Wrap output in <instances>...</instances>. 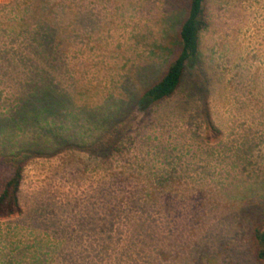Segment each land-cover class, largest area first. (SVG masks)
I'll use <instances>...</instances> for the list:
<instances>
[{"label": "rangeland", "instance_id": "1", "mask_svg": "<svg viewBox=\"0 0 264 264\" xmlns=\"http://www.w3.org/2000/svg\"><path fill=\"white\" fill-rule=\"evenodd\" d=\"M187 1L0 0V152L44 150L0 218V264H264L247 203L264 196V0H208L177 93L107 118L166 68ZM33 82L69 109L25 122Z\"/></svg>", "mask_w": 264, "mask_h": 264}, {"label": "trees", "instance_id": "2", "mask_svg": "<svg viewBox=\"0 0 264 264\" xmlns=\"http://www.w3.org/2000/svg\"><path fill=\"white\" fill-rule=\"evenodd\" d=\"M208 0H188L186 7L181 9L177 19V32L173 39V57L166 68L159 74L149 77L147 82L140 85L137 93H133L128 103L121 104L116 113L108 116L115 117L116 120L128 116L134 108L139 105L149 107V105L159 104L171 99L181 88L187 67L190 63H196L201 57V35L208 29L209 21L206 13ZM180 17V18H179ZM48 39L51 36L47 37ZM172 43V42H171ZM69 100L56 92L51 84L40 85L33 82L28 96L24 99L25 107L19 114L25 122L41 123L48 116L57 115L60 110L69 109ZM14 121V119H13ZM12 121V122H13ZM113 121V120H112ZM0 126V132H4ZM69 147V142H58L55 149ZM117 141L109 139L103 144L101 155L109 158L116 154L118 149ZM27 147L19 149L18 152H0V218H8L22 212L21 189L24 182L26 162L28 159L43 156L42 149ZM53 150V147H50ZM255 197V196H254ZM260 201H255L253 196L248 203V208L253 216L260 210V220L255 224V236L260 244L257 258L264 262V232L260 226H264V196Z\"/></svg>", "mask_w": 264, "mask_h": 264}]
</instances>
